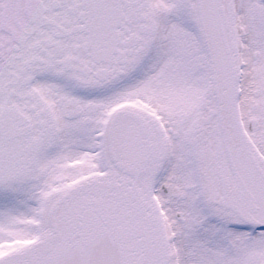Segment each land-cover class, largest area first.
<instances>
[{
  "label": "snow or ice",
  "instance_id": "obj_1",
  "mask_svg": "<svg viewBox=\"0 0 264 264\" xmlns=\"http://www.w3.org/2000/svg\"><path fill=\"white\" fill-rule=\"evenodd\" d=\"M0 264H264V0H0Z\"/></svg>",
  "mask_w": 264,
  "mask_h": 264
}]
</instances>
